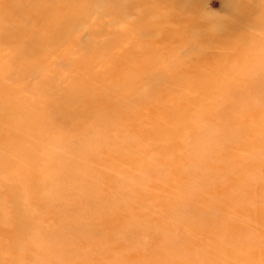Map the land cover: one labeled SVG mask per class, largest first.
I'll return each instance as SVG.
<instances>
[{
  "label": "rangeland",
  "instance_id": "rangeland-1",
  "mask_svg": "<svg viewBox=\"0 0 264 264\" xmlns=\"http://www.w3.org/2000/svg\"><path fill=\"white\" fill-rule=\"evenodd\" d=\"M0 264H264V0H0Z\"/></svg>",
  "mask_w": 264,
  "mask_h": 264
}]
</instances>
